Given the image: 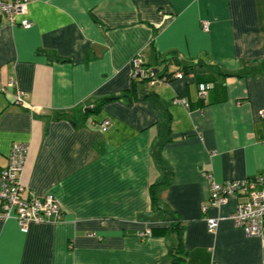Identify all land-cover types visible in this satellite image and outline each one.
Instances as JSON below:
<instances>
[{
  "label": "crops",
  "instance_id": "crops-1",
  "mask_svg": "<svg viewBox=\"0 0 264 264\" xmlns=\"http://www.w3.org/2000/svg\"><path fill=\"white\" fill-rule=\"evenodd\" d=\"M138 56L188 72L130 89ZM203 74L216 84L200 99ZM261 111L264 0H29L17 23L0 19V170L28 145L23 196L52 193L62 216L26 232L0 220V264H169L177 234H141L177 221L183 264H264V237L228 218L242 195L202 210L208 174L264 172Z\"/></svg>",
  "mask_w": 264,
  "mask_h": 264
},
{
  "label": "built area",
  "instance_id": "built-area-1",
  "mask_svg": "<svg viewBox=\"0 0 264 264\" xmlns=\"http://www.w3.org/2000/svg\"><path fill=\"white\" fill-rule=\"evenodd\" d=\"M29 0H0V19L13 25L18 22L20 15L25 14ZM19 24L24 28H30L31 22L27 18L21 17ZM201 28L203 31L209 30L208 21H203ZM183 74L176 73L180 78ZM131 77L151 78L149 83L155 84L160 79L154 78L153 70L143 66L142 59L138 56L132 60ZM206 84L198 86L199 98L206 95ZM24 93L18 91L17 101L22 102ZM174 102L187 106L184 99H174ZM264 118V111L259 113ZM110 124L109 120H104L101 130L105 131ZM28 154V145L15 143L8 155V163L0 170V220L14 218L20 230L26 232L29 222H46L48 220L58 221L61 219V208L59 201L52 193H47L41 197H24V186L21 182L23 169ZM210 181L208 201L202 205V210L206 211L209 206L221 207L226 204L230 196L234 194L242 195L244 200L237 203L236 209L228 218L235 225L241 227L246 235L264 237V172L251 178L227 179L217 182L212 175H207ZM220 218H207V228L210 232L215 231ZM151 236L150 230L142 233L141 236Z\"/></svg>",
  "mask_w": 264,
  "mask_h": 264
},
{
  "label": "trees",
  "instance_id": "trees-1",
  "mask_svg": "<svg viewBox=\"0 0 264 264\" xmlns=\"http://www.w3.org/2000/svg\"><path fill=\"white\" fill-rule=\"evenodd\" d=\"M161 62L164 63V68L162 70H159V72H157L156 74L154 73V78L160 79V81L167 82V81L172 80L173 78H177L176 73H178V72H181L182 74H186L188 72L187 67H183V68L180 67V70L177 72H167L166 67L168 66L170 61H168V59H164ZM143 66L145 68H148L149 70L153 69L151 67V65L146 64L144 62H143ZM131 78H132V86L130 89H133L135 87V85H137L139 82L149 83V80L151 79V78H143V77H131ZM200 84H206L208 86L206 89V95L204 97V98H206V96L208 95V92L211 89H213V87H215L216 79L213 75H209V74L199 75L198 76V86ZM130 89H128V91ZM204 98H200V99H204ZM110 99L111 98H107V99H100V100L96 101L94 103L93 110L94 111L99 110V108L102 106V104L105 101L110 100ZM159 184H160L159 182L155 183L151 187V193H152V200L153 201L155 200V197H154L155 187ZM171 231H174L177 234L178 245L169 251V257H170L169 264H183V262L185 261V249H184V245H183V226L181 225V223H179L177 221V222L172 223L169 226L153 227L150 230L152 236H165L166 234H168Z\"/></svg>",
  "mask_w": 264,
  "mask_h": 264
},
{
  "label": "water",
  "instance_id": "water-1",
  "mask_svg": "<svg viewBox=\"0 0 264 264\" xmlns=\"http://www.w3.org/2000/svg\"><path fill=\"white\" fill-rule=\"evenodd\" d=\"M152 70H153V72H154L155 74L158 72V69H157V68H153Z\"/></svg>",
  "mask_w": 264,
  "mask_h": 264
}]
</instances>
